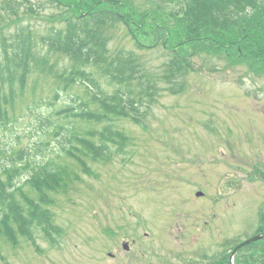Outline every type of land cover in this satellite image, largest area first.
Listing matches in <instances>:
<instances>
[{"label":"rangeland","instance_id":"rangeland-1","mask_svg":"<svg viewBox=\"0 0 264 264\" xmlns=\"http://www.w3.org/2000/svg\"><path fill=\"white\" fill-rule=\"evenodd\" d=\"M119 2L120 13L132 22L107 24L104 34L109 39L108 55L133 52L143 67L142 74L153 79L155 88L148 90L152 97H146L147 91L140 86L135 87V93L144 94L149 102L139 103L137 119L115 122V129L127 138L123 151L117 152L119 147L112 145L106 159L96 163L85 159L90 169L84 172L79 162L58 152L60 136H43L47 124L39 128L37 116H44L51 108L57 114L74 98L89 102L95 111L99 108L91 100H95L97 89L88 83H76L68 91L60 88L59 98L54 100L51 97L57 83L53 77L40 72L30 75L24 94L15 101L14 117L5 130H0V150L17 144L16 149L25 148L32 162L39 164L49 159L56 166L66 165L73 179L50 206L56 230L53 241L44 240L41 230L34 231L33 240L18 236L15 247L0 241V264H117L106 252L114 253V244L123 239V232L130 231L155 232L164 238L166 247L195 249L199 245H193V239H209L197 221L209 219L212 214L216 215L214 235L220 240L250 236L259 226L264 213L257 205L263 196L262 182L245 179L251 170L254 177L264 167V56L259 61L250 58L249 47L231 37L233 30L231 43H225L229 47L224 56L218 49L213 50L211 40H206L204 33L216 29L214 24H221L210 16V11L228 0H210L213 7L204 5L203 0ZM145 13L148 18L142 29ZM232 21L239 22L233 18L223 24ZM252 27H256L252 33L264 35L260 21ZM133 36L148 48H138ZM168 38L172 45L194 38L190 44L175 47L186 53L189 64L175 77L165 65L172 57L166 51L172 47L162 44ZM236 41L238 47L234 45ZM220 50L224 52V47ZM51 59L58 63L57 68L69 66L64 56L53 55ZM95 76L100 88L112 93L113 86L99 74ZM144 80L142 77L140 81ZM35 99L45 103L33 107L34 114H29L28 107ZM52 100L54 106L47 105ZM100 128L95 122L76 124L81 133ZM4 160L0 155V163ZM234 177L242 186L250 187L248 197L252 201H237L234 206L228 199L211 205L194 198L198 188L212 190ZM24 178L21 175L15 181ZM24 190L29 191L27 187ZM246 194L245 190L242 195ZM109 231L115 238H108ZM252 256L258 261L259 254L254 249Z\"/></svg>","mask_w":264,"mask_h":264},{"label":"trees","instance_id":"trees-1","mask_svg":"<svg viewBox=\"0 0 264 264\" xmlns=\"http://www.w3.org/2000/svg\"><path fill=\"white\" fill-rule=\"evenodd\" d=\"M205 3L212 6L210 0ZM239 5V1L234 3V6ZM244 5L242 2L240 7ZM228 6H231L229 2L216 4L215 9L221 8L223 13ZM120 10L119 0L97 3L89 0H0V130H5L14 117L15 101L17 96L24 94L30 75L40 72L53 77L57 83L51 97L54 100L59 98L60 88L68 91L76 83H88L89 87L97 89L95 100H91L99 108L95 111L90 109L89 102L81 99L78 102L74 98L71 105L57 114L51 108L44 116H37L39 128L47 124L44 137L51 133L53 138L60 136L57 142L59 153L79 162L86 172L90 166L85 159L89 158L93 163L106 159L112 145H117V152H122L121 147L127 144V138L115 129V122L121 118L137 119L139 103L149 100L143 97L144 94L135 93V87L140 86L147 91L146 97L151 98L152 93L148 90L155 88V84L151 77L142 74L143 67L133 52L108 55L109 39L104 34L107 24L122 20L127 24L125 18L128 17L122 13L124 18L120 16ZM210 16L218 20L217 14L211 13ZM147 18L146 13L142 15V29ZM230 30L234 32L232 36ZM245 32L247 29L240 23L206 32L213 36L204 34L222 55L220 49L226 47L225 43H231V37L244 44L240 37ZM253 34L256 39L257 34ZM132 38L138 48H145L135 36ZM260 38L257 44L264 49V35ZM199 40L205 41L204 38ZM176 45L183 46L180 42L174 47ZM53 55L67 58L69 66L57 68L58 63L51 59ZM165 65L171 77L186 71L189 65L186 53L175 51ZM96 74L113 86L112 93L100 88ZM142 77L144 81H140ZM54 100L47 105L54 106ZM40 103L45 101L35 99L28 107L29 114H34L32 108ZM62 120L70 122L63 123ZM78 122H95L101 128L81 133L76 130ZM1 135L0 132V141ZM43 141L42 138L40 143ZM16 146L12 144L8 150H0L5 159L0 163V241H8L15 247L18 236L33 240L34 231L41 230L43 239L52 242L56 230L52 226L50 206L55 196L72 182L71 171L66 165L56 166L49 159L39 164L32 162L25 148L16 149ZM36 149L42 150L39 146ZM21 175L24 180L15 181Z\"/></svg>","mask_w":264,"mask_h":264},{"label":"flooded vegetation","instance_id":"flooded-vegetation-1","mask_svg":"<svg viewBox=\"0 0 264 264\" xmlns=\"http://www.w3.org/2000/svg\"><path fill=\"white\" fill-rule=\"evenodd\" d=\"M237 1H239L240 5L234 6V3H237ZM242 2L245 4L244 7H240ZM231 6L230 8L223 9V13L222 9L215 8L212 9L210 13L217 14L218 16L216 18L220 19L223 23L226 20L231 21L233 18L234 20L238 19L244 29L249 31L248 33L246 32L244 36L240 37V39L244 40V45L249 47L250 58L253 56L255 60H261L264 56V49L257 44V41L261 38L256 35V39H254V34L251 30L253 31V29L256 28L252 26L259 25V21L262 29H264V0L260 2H258V0H231ZM227 24H229V22L222 24L220 27H226ZM236 25L237 22L234 21V26ZM234 45L237 47L239 46L237 43ZM260 171V173H255L253 177L251 170V172L247 173L245 181L248 179L250 182H262L261 192L263 196H261V200L260 202L258 201L257 205L264 211V167H261ZM231 180L232 181L229 183L217 184V186L211 188L212 190L207 189V191H203L197 199H204L211 205L229 199L234 206L237 205V201H252V198L248 197V192L251 191L250 187L242 186L243 183L237 182L235 177ZM245 190L247 194L242 195ZM196 193L195 191V196ZM215 217L216 215L212 214L209 219H204L201 222L197 221V223H201L206 230L203 232L209 234V239L204 241H202L201 237H199V241L193 239L192 244L194 245L196 243V246L199 245L195 249L190 247L191 249L183 250L182 248L174 249L166 247L163 244L164 238L158 237L155 232L130 231L123 232V239L121 237L122 240H118V243L116 242L112 248L114 253L107 251L106 255L108 258L116 260L117 264H264V213L259 226L252 235L245 237L233 236L232 238L223 237L222 240L214 235L216 230L213 226ZM197 227H199V225H197ZM193 228L196 229L195 227ZM106 233L110 235L108 238H115L113 232L109 231ZM119 233L120 232H118V234ZM250 237H257L258 239L247 243L246 241ZM239 245L241 246L236 249V246ZM253 249L259 254L258 261L257 258L256 261H254V257L252 256Z\"/></svg>","mask_w":264,"mask_h":264},{"label":"water","instance_id":"water-1","mask_svg":"<svg viewBox=\"0 0 264 264\" xmlns=\"http://www.w3.org/2000/svg\"><path fill=\"white\" fill-rule=\"evenodd\" d=\"M252 240H255V238H253ZM252 240H250V241H252Z\"/></svg>","mask_w":264,"mask_h":264}]
</instances>
